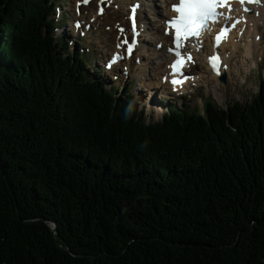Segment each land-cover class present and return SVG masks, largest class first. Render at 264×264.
<instances>
[{"label":"trees","instance_id":"trees-1","mask_svg":"<svg viewBox=\"0 0 264 264\" xmlns=\"http://www.w3.org/2000/svg\"><path fill=\"white\" fill-rule=\"evenodd\" d=\"M52 10L0 0V264H264V82L147 123L58 50ZM241 176L251 215L227 188Z\"/></svg>","mask_w":264,"mask_h":264},{"label":"rangeland","instance_id":"rangeland-1","mask_svg":"<svg viewBox=\"0 0 264 264\" xmlns=\"http://www.w3.org/2000/svg\"><path fill=\"white\" fill-rule=\"evenodd\" d=\"M74 0H66V8L68 9V11H65L64 14L69 13L70 15L73 14L71 12V7L73 4ZM157 2H161L160 0H157ZM70 3H72L70 5ZM68 19V18H66ZM71 26L68 25L64 28H62L60 30V33L63 34H68L71 39L73 40V44H72V49H74L77 45H79V47H82L84 45V47H89V49H91L94 53V59H98L100 57V55H102V57H105V50L101 49L99 47H97V43L99 40V36H100V31L99 30H94L91 34H89V36H87L86 38V42L82 41V44H80L78 42V39L76 41L74 35L70 34V28ZM253 35V34H252ZM253 37V36H252ZM264 39V38H263ZM81 40V39H80ZM2 43L4 44L5 41L2 40ZM232 48V45L229 44L227 46V50H229V54H230V50ZM84 49V48H83ZM243 50H245V48H243ZM264 50V41L263 44L260 45V47L255 48V56H249L246 57L242 52H237L235 55H233V60L231 61V66L229 67V69H227L226 71H224L223 74H227V80L224 81L222 79V75L219 78H213L212 79V74L209 71L208 67L205 64V56H203V59L201 60V63L198 67L199 73H202L204 75H207V77H205V80H207L208 82H211L208 86L202 84L201 86H191L189 88V92L190 95L193 98V101H185L184 104L188 103L190 106V110L197 108V109H201L202 107L199 106L200 104H202V96L205 94L206 98L205 101H213L212 99H214L213 102H216L218 106H220L221 108H226L228 106V103H233L234 101L236 102H240V103H248L252 100V98L257 94L258 89L260 87V78L261 75L260 74H264V65L263 63H259L260 61H258V57L260 53V51ZM108 58V57H107ZM254 62H257L259 64V66L257 67L256 64H254ZM99 64H101V60L98 62ZM92 66H94V63L92 64ZM140 66V65H138ZM142 67V66H141ZM256 67V68H255ZM138 69L140 68H134L133 72H132V76L128 77L127 79L130 80H135V84H134V88L132 89L133 93H135L136 95V100L141 102L143 101V103H145L147 105V107L150 106L149 111L151 112L152 109L156 110V112L159 115L156 114H149L151 115V119H158L162 117V113H159V105L155 104V100L158 98V93L153 94L152 93L151 97L150 96H146V90L144 89V87H146V85L144 83H142V81L145 79L144 77H140L139 75V71ZM150 73V69H148ZM144 74L146 78H150V75ZM263 77V76H262ZM211 78V79H210ZM119 82L114 83L115 86L120 85V89L118 92H121L123 90L122 85H124V83H127V88L130 87V82L128 81H124L121 84H118ZM136 85V86H135ZM147 85H150V83L148 82ZM152 86V85H150ZM159 88V87H158ZM157 88V89H158ZM151 90H154L153 88ZM148 93V92H147ZM196 94H198V100L197 97L195 96ZM141 99V100H139ZM151 98V100L149 99ZM178 98V97H177ZM209 98V99H208ZM158 100V99H157ZM161 105H163V103H161ZM156 115V116H155ZM156 117V118H155ZM22 120H24L22 118ZM78 124H80L78 122ZM83 131L87 134V129L84 127ZM4 136V135H2ZM31 147H33V145H31ZM56 149V147H54V150ZM28 150V149H26ZM53 155L56 157V152L52 151ZM261 158H263L261 156ZM254 160H257V157H255ZM51 161V160H50ZM254 163V161H253ZM49 164L53 165V162L51 161ZM247 166L249 167V163H247ZM251 166V165H250ZM238 167V166H237ZM246 168V167H245ZM259 174H261L259 172ZM246 177H242L240 178V181H238V179L235 178V187H233L231 184L229 186H227L228 190H236L238 192L239 195V201L241 202V205L245 206L246 203V215H251V205H254V196L253 199H250V195L247 194L246 196H243L242 194L244 193L243 190L240 187V184L243 183H248V181L246 180ZM214 180V179H213ZM218 179L216 178L215 181H217ZM0 188L4 191L5 186H4V178L1 177L0 175ZM11 193V191H10ZM194 196L191 195H187V198L190 200V202L192 201V198ZM247 198V202L244 203V201H246ZM245 199V200H244ZM3 200L5 201V203H7L9 201L8 197H3ZM100 203H102L104 205L103 202L100 201ZM1 206V204H0ZM33 209L36 208V206L32 205ZM31 206V207H32ZM4 208L7 210V207L4 205ZM35 213H38V211H34ZM22 216H24L26 214V212H22ZM242 217L243 214L241 215ZM106 219L104 218V223L106 224ZM194 221H196L195 218H193ZM234 220L236 222V220L238 222H242V219L240 217V215H237L236 217H234ZM46 223H47V219H46ZM243 223V222H242ZM51 228H52V233L53 236L56 235V231H57V227L54 223L50 222L49 223ZM116 224L112 221V220H108L107 221V228H111L114 227ZM232 226H235V224H232ZM100 229V228H99ZM157 229L159 231H163V229L161 227H157ZM12 233V231H10ZM46 235H48L47 232H45ZM96 240V243L98 242V238H94V241ZM173 244V243H171ZM94 248V246H92ZM98 253V252H96ZM105 256L104 254H99L98 258L102 259V257Z\"/></svg>","mask_w":264,"mask_h":264},{"label":"bare ground","instance_id":"bare-ground-1","mask_svg":"<svg viewBox=\"0 0 264 264\" xmlns=\"http://www.w3.org/2000/svg\"><path fill=\"white\" fill-rule=\"evenodd\" d=\"M151 1H153V0H148V2H150V3H151ZM155 1L157 2V0H155ZM163 1H164V4L162 5L163 8L160 10H157V17L156 18H153L151 16L150 10L148 13L145 12V10L143 8L144 0H142V3H141L142 7L139 9V13H140L139 17L141 20H143L146 23V26H147L145 33L148 32L149 34L150 33L151 34H150V37H148L146 39V41L143 40V36H138V40H142V43L139 45V49L135 50L134 52H137L136 55L141 57V59H142L141 64L144 65L145 68L150 69V71L152 73V75L150 73H148V75H150V78H152L153 76H156L155 81L150 80V82H149L150 85H152V86L146 84V87H144V89L148 92V93L146 92V96H150V97L152 95V93H150L152 91L151 90L152 88L154 90H157L158 87L159 88L162 87L163 83L161 82V76L164 77L165 75L168 74L169 69L167 68V64L169 63L170 59L172 58V55L169 56L168 53L166 52L167 45L171 41V36L164 35V33H163V24L164 23L162 21H163V19L167 18L171 14L168 10V5L171 4L173 1H176V0H163ZM128 3H129V1H120L119 2V9H115V8H113V6L109 7L106 10V13L102 17H97L96 21L93 24L94 25L93 27H96L97 24H102L106 29L103 36L99 38L98 43H97V47L104 49L106 52L105 54L108 56L110 54H111V56H113L112 51L115 49V46H116L117 30L114 27V25H116L115 22L116 21H122V23H121L122 26H124V21L126 23H128V21L124 19V16L127 14V13H125V11H126V7H127ZM253 5H256V3H254ZM95 9L98 12L97 8L95 7V2L91 3L89 6H85V7L83 6L82 7L83 12L85 10L89 11V16H92V14L95 13ZM73 13H74V8H73ZM263 13H264V9H262L261 15ZM147 15H148V17L153 18V20H154L153 24H152V22L151 23L147 22ZM253 18H255V16H253ZM261 23L262 22L260 20H257L255 23V28H253L252 30H247L248 35H246V38L244 37L245 36L244 25L239 26V28L237 29V34H235V35H234V26H233V28H232L233 33L231 34L230 39H229V41H230L229 43L233 45V48L231 49L232 53L230 55V58H232V55H235L239 51L242 52L246 57H249V56L254 57L255 56V48L260 47V45L263 44V41H264L263 36H262V38H260V34L264 33V31H262V29H261V25H262ZM108 26H110L111 28L108 29ZM252 32H254V33H252ZM195 33H196V31L193 32L194 35H196ZM252 34H254V36H256V39L258 42L257 44H255V41L253 40V38H251V39L249 38V37L253 36ZM241 36L244 37V40L247 41V46L243 45L241 40H237V38L240 39ZM234 39H235V42H233ZM160 41L165 42L164 46L161 48H159V47L156 48L157 43ZM153 43H155L154 46H153ZM250 45H253V46H250ZM148 46H150V47L147 49L146 47H148ZM142 47H144L146 49L141 50L140 48H142ZM243 48H245V50H243ZM226 49H227V45L222 46L220 54L223 57L226 56L225 55V53L227 52ZM263 53H264V50H262L260 52L258 59H260V60L262 59ZM82 54L85 55L86 53L83 52ZM154 57L156 60L154 59ZM95 61H97V59H95ZM130 65H131V63H130ZM129 67L130 66H126L123 68L122 64H121V60H118L114 64L115 69L120 68L122 70L131 72V68H129ZM134 68H141V66H138L136 64L132 67V70ZM187 68H189V67H187ZM96 71H97V69H94V72H96ZM221 74H222V72H221ZM205 77H206V75H204L202 73L198 79L195 76H191V78L188 80L187 83L189 84V83L196 82V81L197 82H203ZM214 77H217V76L214 75ZM126 79H127V77L124 80L119 81L118 84H121L122 82L127 81ZM119 89H120V85H117L114 90L119 91ZM153 94H155V92H153ZM149 99L151 100V98H149ZM157 99L159 100L160 98H157ZM121 100H123V99H121ZM176 102L179 103L181 106H183L182 102L179 101L177 98H176ZM228 104L231 106L230 102ZM202 105L205 107L204 103H202ZM149 109H150V106L148 107V111H149ZM164 111H165L164 108L159 107V113H163ZM151 113L159 115L156 112V110H154V109L151 110ZM158 121L162 122L161 118H159ZM51 222L54 223L56 225V227L58 228V225L54 221H51Z\"/></svg>","mask_w":264,"mask_h":264},{"label":"snow or ice","instance_id":"snow-or-ice-1","mask_svg":"<svg viewBox=\"0 0 264 264\" xmlns=\"http://www.w3.org/2000/svg\"><path fill=\"white\" fill-rule=\"evenodd\" d=\"M221 2L222 0H178V4L173 6V10L178 11L180 15L179 17L172 18L169 23L173 27L182 25L186 29L196 25L197 23H200L206 27L207 21L209 19L218 17L223 14L219 13L218 11H214L210 7H204V5H207L209 3L219 4ZM241 2H244V0H241ZM256 2H259V0H256ZM201 30H203V28L199 29L195 34H198V32ZM217 40H219V36L217 37ZM176 42L177 47H179L180 45L178 35L176 38ZM115 59L116 57L114 56L113 62L115 61ZM108 66L111 67V63Z\"/></svg>","mask_w":264,"mask_h":264},{"label":"water","instance_id":"water-1","mask_svg":"<svg viewBox=\"0 0 264 264\" xmlns=\"http://www.w3.org/2000/svg\"><path fill=\"white\" fill-rule=\"evenodd\" d=\"M224 79H225V77H224ZM58 243V242H57Z\"/></svg>","mask_w":264,"mask_h":264}]
</instances>
